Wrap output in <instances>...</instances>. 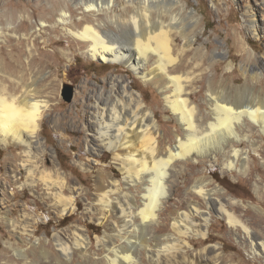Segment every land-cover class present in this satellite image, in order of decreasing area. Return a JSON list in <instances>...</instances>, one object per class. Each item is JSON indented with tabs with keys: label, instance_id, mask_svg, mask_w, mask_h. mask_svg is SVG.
I'll return each instance as SVG.
<instances>
[{
	"label": "rangeland",
	"instance_id": "rangeland-1",
	"mask_svg": "<svg viewBox=\"0 0 264 264\" xmlns=\"http://www.w3.org/2000/svg\"><path fill=\"white\" fill-rule=\"evenodd\" d=\"M79 1L0 0V94L21 97L28 87L36 90L38 99L48 102L41 132L48 149L47 168H53L55 157L63 170L73 175L86 190L84 196L77 198L76 212L59 221L38 198V194L43 193V186L39 187L40 191L22 187L29 179L27 170L22 167L24 148H5L0 142V206L5 204L6 207L4 210L0 207V264H106L108 252L98 238L107 234L112 236L115 248L128 245L124 240L126 237L133 243L137 240L135 253L138 263L151 264L149 253L140 245L150 248L157 244V238L167 243L165 236L178 237L172 229L174 218L190 212L193 206L210 214L207 238L181 236L191 241L196 252L206 249L210 253L217 249L223 264H264V250L260 245L264 244V132L260 124L247 117L235 128L241 137L240 143L233 137L222 142V150L215 149L203 156L181 157L171 163L167 169V196L157 212V221L148 225L144 235L140 217L135 219V225H140V229L133 232L132 227L129 229L132 233L120 238L87 218L84 199L93 201L91 194L96 192L99 175H104L105 180L112 176L121 181V186L133 194L137 213L145 207L142 198L145 187L152 186L149 179L144 181L145 185L127 186L125 178L132 179L122 172L110 151L103 152L97 148V153L89 152L87 139L96 133L89 130V124L97 130L93 119L96 101H103L112 91L111 77H122L130 83L141 94L148 110L154 113L157 139L163 155L169 150L176 152L179 141L184 140L186 127L166 102V96L174 92L165 90L168 83L162 82L161 75L156 77L153 74L144 79L123 65L89 59L88 46L71 37L61 19L66 13L69 28L75 31L83 30L86 21L97 24L108 20L102 14L93 16ZM101 1L107 2L97 0L98 3ZM249 1L252 4L264 3V0ZM126 4L137 7L139 0H115L114 9L118 11ZM246 4L242 0H221L218 4L213 0H182L176 6V12L184 7L182 17L188 19L182 27L193 41L197 40V45L192 48L202 49L205 53L208 47L210 51L209 57L203 60L196 59V50L182 59L185 73L204 77L203 84L196 83L189 88L198 92L194 105L200 106L202 120L211 113L208 104L211 83L224 81L223 88L233 94L231 80L236 77L235 85L246 96L264 98V41L250 38L242 12V6ZM167 9L168 5L164 4L154 10L163 12ZM190 13L195 15L194 19L189 18ZM110 15L109 18L114 14ZM75 22L82 23L76 27ZM108 26V29L118 30L116 25ZM235 32L237 37L243 36L248 41L250 49L255 50L252 61L233 48L234 39H228V35ZM185 42L178 37L176 48L182 49ZM156 61L151 57L143 72H152ZM197 63L200 64L199 69L196 68ZM229 64L233 66L231 70L227 69ZM65 84L75 88V98L70 104L62 97ZM100 94L104 95L100 97ZM111 108L108 102L101 110H105V121L112 130V123L121 116L122 109L117 105L118 113L112 115ZM234 149L240 151L238 158L234 156ZM79 162L90 169L83 170ZM147 170H151V165ZM138 171L142 172V167ZM131 175L141 179L134 173ZM149 175L146 173L144 176L149 178ZM214 176H219L222 182ZM200 181L206 182L212 201L223 199L233 223L227 215L217 214V208H210L206 200L195 192L194 187ZM66 194L69 195L68 192ZM23 204H28L38 216L52 215L47 222H39L32 236L11 228L8 221L22 220ZM201 220V217H195L197 223H202ZM74 223L87 227L90 240L85 249L67 241L66 235L72 233ZM159 225L163 226L156 229ZM67 247L68 252L65 251Z\"/></svg>",
	"mask_w": 264,
	"mask_h": 264
},
{
	"label": "bare ground",
	"instance_id": "bare-ground-1",
	"mask_svg": "<svg viewBox=\"0 0 264 264\" xmlns=\"http://www.w3.org/2000/svg\"><path fill=\"white\" fill-rule=\"evenodd\" d=\"M213 1L217 4L221 2V0ZM181 2L182 0H139L137 7L126 4L116 11L115 0L99 3L97 0H87V3L80 0L79 4H84L93 16L98 17L102 14L108 21L97 24L86 21L83 30L75 31L69 28L70 22L66 13L61 19L68 34L83 43V46H88L89 59L123 65L144 79L153 74L156 77L161 75L162 82L168 83L165 90L172 89L174 92L166 96V102L186 127L184 140L179 141L176 152L169 150L163 155L160 140L157 139L158 127L154 122V113L148 110L141 94L136 92L124 78L111 77L109 83L112 91L106 99L103 96V101L100 99L96 101L93 119L97 130H94L95 126L89 124V130L96 131L91 135V139H87L89 152L97 153V148L103 152L110 151L122 172L132 179L130 181L129 177L125 178L127 186L145 185L144 181L148 179L152 185L145 187V193L142 196L145 207L137 213L134 196L129 189L126 190L121 186V181L112 176L105 180L104 175H99L100 173L99 176L97 175L96 192L91 194L93 201L88 200L89 198L84 199L87 218L91 222L104 226L110 233H116V237L119 238L132 233V230H129L132 227H134L133 232L140 229V225H135L136 217L142 219L143 235L148 225H153L157 221V212L167 196V169L173 161L181 157L194 156L193 154L203 156L215 149L222 150V142L233 137L236 139L235 142L240 143L241 137L235 128L241 124L244 117L251 119L255 124H260L264 132V98L246 96L235 85L236 77L231 80L233 94L223 88L224 81L209 84L208 104L211 113L203 119L204 121L201 119L200 106L194 105L198 92L189 88L196 83L203 84L204 77L185 73V64L182 59L196 50V59L203 60L209 57L210 51L208 47H206L208 52L205 53L202 49L192 48L197 45V40L193 41L182 27L188 19L182 17L184 7L182 6V10L176 12V6H179ZM242 2H247L245 6H242V12L250 38L264 41V3L252 4L249 0H242ZM164 4L168 5L166 11L154 10ZM110 14H114L113 17L109 18ZM188 15L189 18H195L192 13ZM81 23L75 22L74 25L77 27ZM108 25H116L118 30L108 29ZM122 34L124 36H121ZM178 37L186 41L182 49L176 48ZM231 38L234 39L233 48L241 56L248 61L255 59L253 54L255 50L249 48L251 45L243 36L237 37L235 32L228 35V39ZM151 57L157 59V65L152 72L144 73V67ZM199 66L200 64L197 63L196 68L199 69ZM232 68V64L227 66L228 70ZM102 95L104 94H100V97ZM108 102L112 105L110 109L112 115H117V105L122 109L121 116L116 118L117 123H112V130L108 128L105 121V110H101L103 105H108ZM48 107V102L38 99L36 90L32 88L27 87L21 97L15 94H0V142L5 148L12 146L24 148L25 159L22 167L27 170L29 179L22 187L40 191L39 187L43 186V193L38 194V198L60 221L64 216H70L76 212L77 198L84 196L86 190L73 175H68L63 170L55 157H53V168H47L48 149L45 140L41 138V132L45 110ZM233 153L235 158L240 155V151L236 149ZM79 165L85 171L90 169L82 162H79ZM148 165H151V170H147ZM139 167H142V172L138 171ZM132 173L137 177L140 176L141 179L132 176ZM146 173L150 174L149 178L144 176ZM38 175L40 177L37 179ZM206 186L205 181H200L194 190L206 200L210 208H217V214L227 215L229 221L233 223V218L230 213L228 214L223 199L212 201L211 191H208ZM67 192L69 195L66 194ZM4 205L0 206L2 210L6 208ZM22 207V220L9 219L8 221L11 228L31 236L35 234L39 222H47L52 217L50 214L45 218L36 215L35 210L32 211L28 204H23ZM12 213L13 210L10 211V214ZM196 216L201 217L202 223L195 221ZM162 226L159 225L156 229ZM209 227L210 214L202 213L197 206H193L190 212H183L178 218H174L172 229L178 237L165 236L167 243L162 238H157V244L153 247L149 248L143 244L140 247L146 248L151 264H223L217 249L210 253L206 249L196 252L191 246V241L181 237L205 239ZM71 230L72 233L66 235L67 241L85 249L87 241L90 240L87 227L74 223ZM58 239L62 240L61 237ZM98 239L108 252L105 257L106 264H139L135 253V248L138 246L137 240L133 243V240L126 237L124 240L128 245L115 248L112 236L107 234ZM260 245L264 250V244ZM68 248L65 249L66 252L69 251Z\"/></svg>",
	"mask_w": 264,
	"mask_h": 264
},
{
	"label": "water",
	"instance_id": "water-1",
	"mask_svg": "<svg viewBox=\"0 0 264 264\" xmlns=\"http://www.w3.org/2000/svg\"><path fill=\"white\" fill-rule=\"evenodd\" d=\"M62 97L66 103H72L75 98V88L72 85L65 84L62 89Z\"/></svg>",
	"mask_w": 264,
	"mask_h": 264
},
{
	"label": "trees",
	"instance_id": "trees-1",
	"mask_svg": "<svg viewBox=\"0 0 264 264\" xmlns=\"http://www.w3.org/2000/svg\"><path fill=\"white\" fill-rule=\"evenodd\" d=\"M217 181L222 182V180L219 178V176H214Z\"/></svg>",
	"mask_w": 264,
	"mask_h": 264
}]
</instances>
